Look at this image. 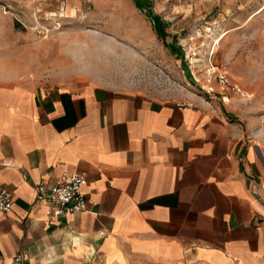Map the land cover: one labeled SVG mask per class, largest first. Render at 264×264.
<instances>
[{"label": "crops", "instance_id": "0c3cea01", "mask_svg": "<svg viewBox=\"0 0 264 264\" xmlns=\"http://www.w3.org/2000/svg\"><path fill=\"white\" fill-rule=\"evenodd\" d=\"M71 172L88 209L49 216ZM0 185V264H264V129L219 99L0 77Z\"/></svg>", "mask_w": 264, "mask_h": 264}, {"label": "rangeland", "instance_id": "374dc122", "mask_svg": "<svg viewBox=\"0 0 264 264\" xmlns=\"http://www.w3.org/2000/svg\"><path fill=\"white\" fill-rule=\"evenodd\" d=\"M264 0H0V77L224 102L264 129ZM254 15V16H253ZM223 72L235 94L217 82Z\"/></svg>", "mask_w": 264, "mask_h": 264}, {"label": "built area", "instance_id": "2783aa9c", "mask_svg": "<svg viewBox=\"0 0 264 264\" xmlns=\"http://www.w3.org/2000/svg\"><path fill=\"white\" fill-rule=\"evenodd\" d=\"M217 82L225 86L235 94H242L239 85L233 82L229 76L223 72L216 75ZM87 180L85 176L78 172L66 173L55 181H39L35 184L36 203H44L46 213L49 216H62L67 213H78L88 209L89 201L83 186ZM14 201L13 191L0 185V213L11 210ZM21 254H17L10 264H23Z\"/></svg>", "mask_w": 264, "mask_h": 264}, {"label": "bare ground", "instance_id": "6f19581e", "mask_svg": "<svg viewBox=\"0 0 264 264\" xmlns=\"http://www.w3.org/2000/svg\"><path fill=\"white\" fill-rule=\"evenodd\" d=\"M264 10V4L263 5H261V7H259L258 8V10L255 12V14L254 15H256V14H258V13H260L261 11H263ZM253 15V16H254Z\"/></svg>", "mask_w": 264, "mask_h": 264}]
</instances>
